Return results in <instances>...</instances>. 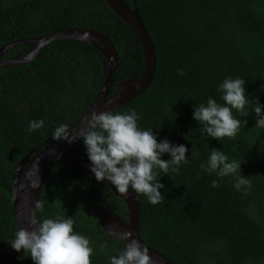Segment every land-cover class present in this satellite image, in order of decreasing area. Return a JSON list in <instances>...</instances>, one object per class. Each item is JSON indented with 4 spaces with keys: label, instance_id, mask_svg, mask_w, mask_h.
<instances>
[{
    "label": "trees",
    "instance_id": "obj_1",
    "mask_svg": "<svg viewBox=\"0 0 264 264\" xmlns=\"http://www.w3.org/2000/svg\"><path fill=\"white\" fill-rule=\"evenodd\" d=\"M122 1L138 8L157 67L151 85L115 112L135 109L142 130L152 129L158 142L167 138L185 145L189 160L178 172H159L165 186L161 203L137 196L141 239L176 264H264V128L256 127L254 112L259 102L264 110V0ZM64 28H92L115 44L119 63L110 95L120 90L121 81L143 76L141 42L106 0H0V49ZM35 46L20 42L4 57ZM106 64L92 45L57 40L31 63L0 67V264H34L8 242L19 230L12 203L15 169L31 151V157L40 153L60 124L77 123L105 82ZM228 77L245 80L249 104L247 116L233 110L241 121L237 136L219 140L201 134L193 113L209 97L223 104L218 89ZM41 119L44 126L29 132L30 121ZM193 147L199 156L192 154ZM212 149L223 151L229 162H242L250 189L238 191L231 176L201 169ZM161 158L172 159L170 153ZM86 162L91 161L81 138L46 178L38 198L45 206L37 217H72L74 231L91 241L92 264H109L126 244L104 229L93 205L110 207L125 221L128 208L104 181H97ZM213 180L220 181L218 187H212ZM105 242L108 247L101 251Z\"/></svg>",
    "mask_w": 264,
    "mask_h": 264
},
{
    "label": "clouds",
    "instance_id": "obj_2",
    "mask_svg": "<svg viewBox=\"0 0 264 264\" xmlns=\"http://www.w3.org/2000/svg\"><path fill=\"white\" fill-rule=\"evenodd\" d=\"M183 75V70L180 71ZM243 78L228 77L219 86L223 104L209 97L206 105L195 106L193 118L201 125V134H207L214 139L235 138L241 128V121L234 118L233 110L247 116L245 111L249 100ZM259 101V100H258ZM260 102L254 107L257 117L256 127L264 128V110ZM141 117L135 109L130 112H92L87 120V129L73 131L70 137L68 124H60L53 132V139L75 141L82 137L87 149V155L92 163L91 171L97 181L105 179L124 196L130 194V189L137 195H144L152 205L163 201L164 195L160 189L164 184L159 182L158 174L163 172H178L187 159L188 148L185 145H173L167 138L158 142L156 134L150 130H142L138 121ZM44 120H33L29 123V132L44 126ZM247 121L244 120L246 126ZM78 133V134H77ZM194 156L199 152L192 149ZM164 153H170L172 159H162ZM241 163L237 160L229 162L228 156L219 149H212L207 164H201V169L209 174L215 172L220 178L231 176L234 187L239 191L244 187L251 188V180L241 174ZM38 175V163L32 166ZM220 181L213 180L212 187H218ZM31 187L39 186V179L30 180ZM45 201L37 200L35 209L28 217V223L33 228H19L15 238L8 241L17 251H23L30 256L34 264H92L94 249L86 236L74 231L75 220L72 217L39 219L37 212H42ZM132 232L121 233L123 240H131L123 251L109 257V264H153L149 248L138 240L132 239ZM101 251L107 249L105 242ZM23 259V257H21Z\"/></svg>",
    "mask_w": 264,
    "mask_h": 264
},
{
    "label": "water",
    "instance_id": "obj_3",
    "mask_svg": "<svg viewBox=\"0 0 264 264\" xmlns=\"http://www.w3.org/2000/svg\"><path fill=\"white\" fill-rule=\"evenodd\" d=\"M109 6L134 30L141 42L146 58V69L140 78H128L117 84L120 90L110 95L112 85L118 69L119 55L115 44L103 32L92 28H64L47 34L40 38H27L23 40L12 41L0 49V67L4 65H19L33 62L39 57L44 47L57 40H76L92 45L100 50L107 58L106 79L105 82L81 118L70 127V137L74 131H84L87 129V120L92 112L117 111L122 105L129 102L142 92H144L152 83L157 67V55L152 38L145 27L139 10L136 6L130 7L122 0H106ZM20 42L33 43L36 46L26 54L5 58V53ZM78 134V133H77ZM82 137L77 136L75 141L69 143L68 140L53 139L36 156L31 157L32 151L20 161L13 174L12 185V203L14 216L19 228H27L29 231L33 228L28 223V217L35 209V203L39 198L41 188L49 173L56 164L67 155L72 147ZM38 163V175L32 167ZM83 165L91 169L92 163L86 162ZM26 167V168H25ZM39 179L38 187H31L30 180ZM104 182L111 190L120 197L128 208V221L118 216L110 207L103 205H93V212L98 217L104 229L113 237L119 239L125 244L131 243V240H123L121 233L125 231L132 232V239L138 240L143 246L149 248L153 264H176L170 258L157 251L155 248L146 244L139 234V206L137 193L130 190L127 196L121 195L117 189L107 179Z\"/></svg>",
    "mask_w": 264,
    "mask_h": 264
},
{
    "label": "flooded vegetation",
    "instance_id": "obj_4",
    "mask_svg": "<svg viewBox=\"0 0 264 264\" xmlns=\"http://www.w3.org/2000/svg\"><path fill=\"white\" fill-rule=\"evenodd\" d=\"M26 168V167H25Z\"/></svg>",
    "mask_w": 264,
    "mask_h": 264
}]
</instances>
